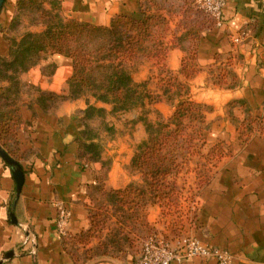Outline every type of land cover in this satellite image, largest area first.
<instances>
[{
    "label": "crops",
    "instance_id": "obj_1",
    "mask_svg": "<svg viewBox=\"0 0 264 264\" xmlns=\"http://www.w3.org/2000/svg\"><path fill=\"white\" fill-rule=\"evenodd\" d=\"M138 1L58 0L63 18L96 26L108 25L115 15L138 17ZM14 7L15 0H5L0 9L1 57L8 53L1 30L9 27ZM238 36L242 38L234 44ZM183 56L178 48L169 50L167 68L177 74ZM44 59L21 76L22 83L35 87L37 94L32 104L20 106V122L10 147L14 155L9 156L24 176L18 197L12 170L0 158V262L133 264L131 256L74 261L65 248L66 236L89 228L86 194L97 164L88 166L78 157L76 137L83 126L77 112L85 108L83 100H65L45 108L38 104L41 93H64L72 74L70 59L60 55ZM196 64L198 72L187 81L192 98L212 106V118L221 116L220 122L214 123L221 124L223 136L219 139L229 145L231 153L202 187L189 234L210 249L225 251L231 264H264V0H224L220 22L201 35ZM215 66L226 67V75L235 77L232 88L210 84L209 69ZM229 102L233 106L228 119L223 107ZM247 118L258 119L259 124H251L254 133L241 142L236 121ZM111 173L104 181L106 186L124 188L126 185H112ZM60 209L67 212L66 235H60L57 228ZM171 264L216 261L193 257Z\"/></svg>",
    "mask_w": 264,
    "mask_h": 264
},
{
    "label": "trees",
    "instance_id": "obj_2",
    "mask_svg": "<svg viewBox=\"0 0 264 264\" xmlns=\"http://www.w3.org/2000/svg\"><path fill=\"white\" fill-rule=\"evenodd\" d=\"M15 9L18 12H37L43 29L37 33L27 32L18 41H7V56L0 57V82L17 85V76L35 67L43 59L42 55H60L70 59L72 74L66 81V91L59 95L41 93L37 102L45 108L86 96L85 108L80 111L79 117L83 130L76 137V144L78 157L88 166L102 164L95 138L86 136L88 121L97 118L104 121L106 115L127 112L143 105L144 98L151 104L160 101V96H152L147 89L142 90V86L134 82L128 70L130 64L140 58L154 60L160 73L158 83L162 92L166 95L173 90L180 97L166 120L155 125L144 121L147 138L137 146L130 161V168L141 174L142 186L130 184L113 189L95 176L86 194L89 228L66 236L64 240L65 248L74 261L131 256L134 264L140 248L135 257L126 250L134 244L130 234L139 228L149 231L151 228L146 219L148 206H163L170 198L169 192L176 186L177 174L184 167V162L179 161L180 143L189 149L196 138L202 144L205 142L206 115L212 108L192 101L187 85V81L198 72L195 65L198 38L190 39L191 46L187 48L189 57L181 60L179 73L184 82L172 75L166 66L169 50L181 48L175 36L173 43H165L171 30L170 22L152 0L138 1V17L115 15L104 26L63 18L58 0H16ZM14 17L8 28L13 25ZM205 17L208 26L201 33L216 25L210 15L206 13ZM229 75L231 81L228 88H232L235 77L231 73ZM47 101L54 104L47 105ZM19 122V109L0 115V147L8 156L14 155L10 147L14 144ZM245 122L247 126L259 124L258 119L247 118ZM187 126H192L190 133ZM239 137L244 142L245 137L240 133ZM98 196L104 197L105 203H97ZM95 241L96 244L92 245ZM79 246L83 248L80 255L77 251Z\"/></svg>",
    "mask_w": 264,
    "mask_h": 264
},
{
    "label": "rangeland",
    "instance_id": "obj_3",
    "mask_svg": "<svg viewBox=\"0 0 264 264\" xmlns=\"http://www.w3.org/2000/svg\"><path fill=\"white\" fill-rule=\"evenodd\" d=\"M152 2L162 9V13L170 22L171 30L166 35L165 43L170 45L174 42L173 37L175 36L176 39L178 37L176 43L179 44L184 54L182 59L189 57V50L187 51V48L189 45L191 46L190 39L197 37L200 40L201 32L208 26V21L205 17L206 13L197 8L194 0H152ZM191 3L193 7L190 8ZM13 17L14 22L11 28L1 30L2 37L6 43L13 40L18 41L27 32L37 33L43 29L37 12L28 10L18 12L14 7ZM186 35L187 37H185ZM198 39L197 41H199ZM197 49L198 46L195 50L196 54ZM42 57L43 59H48L50 56L42 55ZM195 65L197 68V64ZM128 70L134 82L142 86V90L147 89L152 96H160L159 103L151 104L144 98L143 105L134 107L127 112L113 116L106 115L104 121L98 118L90 120L87 123L86 136L95 138V143L99 146L102 164H97L92 169L96 171V176H98L100 181H106L109 177L108 174L112 172V185L128 186L132 184L142 186L141 174L130 168V161L137 146L147 138L144 121L146 120L155 125L160 121L166 120L171 116L173 106L180 100V97L173 90L169 91V93L167 92L168 94L166 95L162 92L158 83L160 73L154 60L140 58L130 64ZM179 70L177 74L171 71L172 75L178 79L179 76H182ZM227 71L229 70L222 66L210 68V84L228 89V82L231 81V77L230 75H226ZM21 76L22 74L17 76V85L2 82L4 84L0 87V115L8 111L10 112V110L15 111L22 105H29L34 102L37 90L31 85L22 83ZM182 78V81H184L183 76ZM189 95L191 100L196 102L192 98L190 88ZM85 97L80 98L84 104ZM89 101L93 102L91 98H89ZM47 102V105L54 104L51 101ZM203 105H207L213 110L212 106L208 104ZM232 106L233 102H229L223 107L224 111H226L224 114H226V118L228 119L232 117L231 112H229ZM209 113L206 115L207 124L203 132L204 144H202L199 138H196L192 143L193 146L189 149L184 143H180L179 161L184 162V167L177 174L176 186L169 192L170 198H166L167 200L163 206L153 204L148 206L146 219L151 229L148 231L139 228L134 234H130L131 237L133 236L134 244L131 249L126 250L134 257L139 248H141L142 243L149 237H162L165 240H172L182 234H189V231H192L198 210V197L200 196L202 187L216 171L220 161L231 153L229 145L219 139V136H223L219 130L221 124L216 125L214 123L220 122L221 116L212 118ZM77 116L81 117L80 111L77 112ZM217 117L219 118L217 119ZM236 123H238L236 129L238 137L239 133L243 135V138L254 133V128L249 125L247 126L248 123H244L242 120L239 122V119ZM187 127V132L190 133L192 126ZM249 127L251 129L246 131ZM211 148H214L213 152L208 154ZM105 201L102 196L96 198L97 203L101 202L103 204ZM152 208L157 210V212H150ZM149 216L151 221L149 220ZM111 220L114 221L115 219L111 218ZM82 250L81 246L77 247L78 255L83 252Z\"/></svg>",
    "mask_w": 264,
    "mask_h": 264
},
{
    "label": "built area",
    "instance_id": "obj_4",
    "mask_svg": "<svg viewBox=\"0 0 264 264\" xmlns=\"http://www.w3.org/2000/svg\"><path fill=\"white\" fill-rule=\"evenodd\" d=\"M197 8L201 9L212 18L216 24L220 22V14L224 0H195ZM242 36L235 37L233 43L237 44ZM67 212L60 209L57 228L60 235H66L65 225ZM195 223H193L194 227ZM199 257L215 259L216 264H231V260L225 251L210 249L192 234H182L174 239L165 240L162 237L147 238L140 248L135 264H171L172 261Z\"/></svg>",
    "mask_w": 264,
    "mask_h": 264
},
{
    "label": "water",
    "instance_id": "obj_5",
    "mask_svg": "<svg viewBox=\"0 0 264 264\" xmlns=\"http://www.w3.org/2000/svg\"><path fill=\"white\" fill-rule=\"evenodd\" d=\"M4 1L5 0H0V9H1ZM0 158L12 170L13 179H14L15 185H16V197H18L20 190H21V187H22V184H23V181H24L22 169L10 156H8V154H6V152L1 147H0ZM10 219L12 222H14L13 215H10ZM26 231H27V229H26ZM9 256H10V253L5 256V259L8 258ZM0 264H1V262H0Z\"/></svg>",
    "mask_w": 264,
    "mask_h": 264
}]
</instances>
